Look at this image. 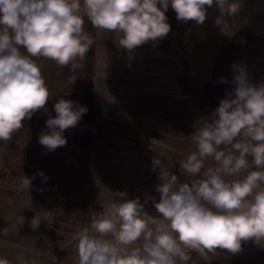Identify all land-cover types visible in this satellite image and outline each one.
I'll list each match as a JSON object with an SVG mask.
<instances>
[{"label": "clouds", "instance_id": "clouds-1", "mask_svg": "<svg viewBox=\"0 0 264 264\" xmlns=\"http://www.w3.org/2000/svg\"><path fill=\"white\" fill-rule=\"evenodd\" d=\"M214 4L220 26L242 7L241 0H0V141L12 140L52 98L38 58L70 72L83 67L94 43L85 19L99 31L120 33L121 48L134 51L169 34V7L178 21L202 25ZM234 68L233 93L221 99L210 120L199 119L191 135L195 150L179 162L192 182L160 172L159 200L152 199L160 219L149 216L139 198L114 200L90 213L78 236L79 264H189L190 252L207 260L217 249L238 253L242 242L264 245V81L252 83L242 67ZM54 111L38 138L46 152L67 144L65 130L76 127L87 108L61 97ZM31 182L23 176L21 189ZM113 196L123 198L126 191ZM24 222L21 216L19 224ZM29 223L35 231L41 221L35 216ZM141 239L140 247H132ZM0 264L11 262L0 257Z\"/></svg>", "mask_w": 264, "mask_h": 264}, {"label": "rangeland", "instance_id": "rangeland-1", "mask_svg": "<svg viewBox=\"0 0 264 264\" xmlns=\"http://www.w3.org/2000/svg\"><path fill=\"white\" fill-rule=\"evenodd\" d=\"M241 2L240 12L224 17L221 26L215 23L220 13L214 4L208 8L202 25L193 21L180 35L171 28L162 40L149 42L134 51L121 48L120 33L97 31L98 148L85 164L86 172L77 171L83 163L76 147L66 144L56 152L64 167L60 190L87 205L57 202L48 193L51 187L41 182H31L29 189H21V179L15 178L6 165L9 141H2L0 220L12 222L14 226L0 236V257L11 264H18L19 259L26 264H51L59 260L79 264V233L88 226L90 213L102 211L114 200L139 198L147 214L160 219L152 203L153 198L159 200L156 188L162 183L160 172L166 170L169 175H175L178 182H185L179 172V162L195 150L191 135L202 123L199 119L206 115L180 91L182 66L189 69L192 83L199 90L211 73L219 46L235 32L246 29L264 36V0ZM36 62L52 94L51 101L73 81L74 72L48 59L38 58ZM255 67L264 72V64ZM153 158H160L162 165L153 167ZM211 164V160L207 161L206 167ZM68 168L70 170L65 172ZM125 191L123 198L113 196ZM21 216L25 220L23 225L19 224ZM35 216L41 223L34 231L29 222ZM141 245L142 239L132 247ZM189 262L264 264V245L242 242L238 253L217 249L207 260L192 252Z\"/></svg>", "mask_w": 264, "mask_h": 264}, {"label": "trees", "instance_id": "trees-1", "mask_svg": "<svg viewBox=\"0 0 264 264\" xmlns=\"http://www.w3.org/2000/svg\"><path fill=\"white\" fill-rule=\"evenodd\" d=\"M168 23L171 28L178 31L179 35L185 32L193 21L180 22L176 19L175 11L169 7L166 12ZM85 31L93 38L94 43L86 54L82 62L83 67L74 71L73 81L65 86L46 105V109L39 110L30 120L24 122V126L14 134L8 143L9 154L6 158V165L16 178L23 176L32 178V182H41L49 185L52 190L48 193L55 197L59 203L72 205H87L79 199L70 198L60 190L64 175V167L55 151L46 152L44 146L38 142L42 131H48L46 120L49 115L55 116L54 103L59 98L70 99L78 102L87 108L86 114L74 128L65 130L64 136L67 144L79 149L81 162L83 165L77 167V171L86 172L85 164L88 163L91 153L98 148L99 134L96 129L99 127V110L95 104V77L97 60V29L85 19ZM264 64V36L254 33L251 30L240 29L235 32L227 42L219 46L211 73L201 84V88L192 83L189 69L182 66L179 74V88L181 93L186 94L206 113L204 119H211L212 113L218 107L221 99L233 93L235 83L233 77L236 74L234 66L242 67L252 83H260L264 79V72L255 65ZM221 78L227 82L221 83ZM201 124L198 126L200 128ZM2 141H0L1 143ZM70 168L65 169V172ZM43 172L44 177L38 175ZM179 172L184 175L187 183L192 182V177L184 174L181 168ZM34 177V178H33ZM11 193V191L4 190ZM12 222H2L0 220V236L3 229H10Z\"/></svg>", "mask_w": 264, "mask_h": 264}, {"label": "built area", "instance_id": "built-area-1", "mask_svg": "<svg viewBox=\"0 0 264 264\" xmlns=\"http://www.w3.org/2000/svg\"><path fill=\"white\" fill-rule=\"evenodd\" d=\"M192 252L189 253V255L191 256ZM51 264H66L63 260H59V261H54ZM190 264V262H189Z\"/></svg>", "mask_w": 264, "mask_h": 264}]
</instances>
